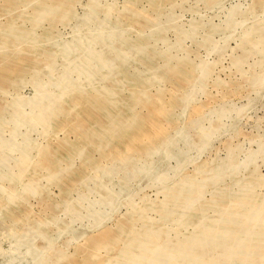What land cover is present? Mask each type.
<instances>
[{
    "label": "rangeland",
    "instance_id": "1",
    "mask_svg": "<svg viewBox=\"0 0 264 264\" xmlns=\"http://www.w3.org/2000/svg\"><path fill=\"white\" fill-rule=\"evenodd\" d=\"M0 264H264V0H0Z\"/></svg>",
    "mask_w": 264,
    "mask_h": 264
}]
</instances>
